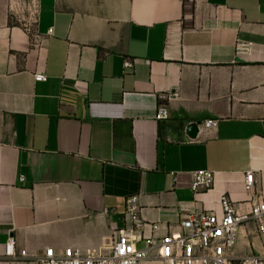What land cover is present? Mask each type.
Returning <instances> with one entry per match:
<instances>
[{
	"label": "crops",
	"instance_id": "crops-1",
	"mask_svg": "<svg viewBox=\"0 0 264 264\" xmlns=\"http://www.w3.org/2000/svg\"><path fill=\"white\" fill-rule=\"evenodd\" d=\"M15 8L0 0V264L104 252L132 197L141 239L221 217L224 195L249 209L247 173L264 197V0H37L33 31ZM207 120L189 143L185 125ZM202 170L214 186L194 193ZM239 234L238 256L264 253L252 225ZM11 237L29 258L5 256Z\"/></svg>",
	"mask_w": 264,
	"mask_h": 264
},
{
	"label": "built area",
	"instance_id": "built-area-1",
	"mask_svg": "<svg viewBox=\"0 0 264 264\" xmlns=\"http://www.w3.org/2000/svg\"><path fill=\"white\" fill-rule=\"evenodd\" d=\"M134 64L125 63V69H132ZM45 75L35 76L36 83L47 82ZM168 110L160 106L156 119L167 120ZM217 120L193 122L185 125L189 143L199 142L202 132L217 130ZM196 126L197 138L188 135V128ZM192 190L194 193L209 191L215 182V173L202 170L192 173ZM245 190L250 196L249 209L246 204L234 203L228 195L221 197L222 216L203 212L188 214L171 232L162 237L153 236L141 239L137 233L143 227L139 218L138 198L127 200V216L133 226L120 230L110 248L104 252L66 248L61 252L54 248L47 249L38 259L37 264H143L146 261H160L162 264H264L263 254L238 256L236 249L240 230L252 225L259 235H264V197L256 188L255 173L246 175ZM152 231H159L161 226L154 224ZM16 239H8L5 256L13 261L29 258L28 251L16 252Z\"/></svg>",
	"mask_w": 264,
	"mask_h": 264
},
{
	"label": "rangeland",
	"instance_id": "rangeland-1",
	"mask_svg": "<svg viewBox=\"0 0 264 264\" xmlns=\"http://www.w3.org/2000/svg\"><path fill=\"white\" fill-rule=\"evenodd\" d=\"M15 4V17L11 22L15 25L34 30L37 13V0H13Z\"/></svg>",
	"mask_w": 264,
	"mask_h": 264
},
{
	"label": "water",
	"instance_id": "water-1",
	"mask_svg": "<svg viewBox=\"0 0 264 264\" xmlns=\"http://www.w3.org/2000/svg\"><path fill=\"white\" fill-rule=\"evenodd\" d=\"M198 133H199V130L196 126H190L188 128V134L191 138L193 139L197 138Z\"/></svg>",
	"mask_w": 264,
	"mask_h": 264
}]
</instances>
